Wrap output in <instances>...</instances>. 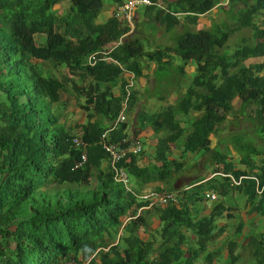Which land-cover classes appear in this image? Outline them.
<instances>
[{"label": "trees", "instance_id": "obj_1", "mask_svg": "<svg viewBox=\"0 0 264 264\" xmlns=\"http://www.w3.org/2000/svg\"><path fill=\"white\" fill-rule=\"evenodd\" d=\"M64 1L70 5L60 13L55 7ZM113 1L112 16L98 21L105 0H0V264H213L222 252L211 248L215 231L222 233L227 226L217 222L234 218L238 213L233 211L239 210L226 204L225 196L238 191L264 216V190L258 192L264 185V147L253 138L241 142L240 134H234L225 141L228 151L211 148V135L221 133L236 98L243 114L255 105V118H247L256 120L257 131L264 127V62H256L264 57V0H228L235 27L224 22L187 30L173 44L153 50L134 34L136 27L132 31L127 19L116 16L125 0ZM153 1L140 6L141 22L155 21L169 31L197 24L224 5V0ZM242 28L252 30L253 40L223 50ZM94 53L97 61L91 64L88 57ZM177 56L195 61L197 73L174 103L152 118L147 115L151 130L163 133L153 159L144 161L147 151L142 149L113 164L100 142L103 133L112 128L128 97L127 117L111 130L109 140L134 139L137 79L152 62L158 64L157 73L167 76L162 65ZM40 61L67 67V72L62 77L46 73ZM178 69L184 74L182 66ZM88 78L90 84H82ZM68 92L86 97L82 107L88 120L79 127L61 119L62 96ZM144 116L137 121L148 122ZM77 137L86 145L77 144ZM174 147L182 158L211 149L213 175L177 187L185 162L173 156ZM84 153L87 160L78 165ZM116 169L125 171L127 183L117 178ZM150 188L173 192L175 199L143 208L149 200L140 195ZM207 190L220 199L201 216ZM243 224L227 243L226 264H234L245 245L252 264H264V231L243 236ZM189 231L195 238L189 239Z\"/></svg>", "mask_w": 264, "mask_h": 264}, {"label": "rangeland", "instance_id": "obj_2", "mask_svg": "<svg viewBox=\"0 0 264 264\" xmlns=\"http://www.w3.org/2000/svg\"><path fill=\"white\" fill-rule=\"evenodd\" d=\"M106 4L108 6H105V12L104 15H100L98 18V21H105L107 18H109V12L112 9L111 5H115L113 0H105ZM70 5V1H64L61 4L57 5L55 8L60 12L63 13L65 12ZM229 5L227 0H224V5L223 8L220 6L219 8L213 10V12L210 14V16L206 19L203 18V25L204 28L208 27L211 29L217 24H223L224 22H228L231 26L235 27L237 25L236 21L231 18L230 13L228 12ZM103 13V12H102ZM113 13V11H112ZM133 20L132 22L136 30L134 34L138 35L143 42L144 46L146 49H156V48H162L166 45H171L175 42V38L182 32L190 30V31H197L203 25H196V24H184L176 26L172 30H167L165 28V25L158 27V22L155 21H138V19H142L139 13L136 11L134 13ZM142 14V13H141ZM261 19L264 18V16L260 15ZM119 19L124 20V18L121 16ZM138 23V24H137ZM134 27V28H135ZM244 39L247 40V42H251L253 40L252 38V30L250 28H242L238 31H235L231 34L230 40L227 43L226 47L224 49H229L231 51H234L239 44H243ZM152 41V43H151ZM195 63V61H191ZM256 62H264V57L257 58ZM142 63H145V61H142ZM179 64H182V59L180 56H177L175 59H173V62H167L162 65V72L164 74H168L167 76H162L159 74H156V68L158 64L152 62L151 67L148 68L146 67L145 69L148 71V80L146 81V85H142L139 80L137 81V84L135 86V90L138 92L139 97L137 102L135 103L133 110L131 112L132 116L136 117L137 112L141 109L143 110L142 112L139 111V114L144 115H149L151 118L155 114V112L160 111L162 108L168 106L169 104H172L176 101L178 96H180V93L184 92L190 82V77L188 76L183 77L181 74L178 73V66ZM39 67L46 71V73H50L52 75H59L63 76V73L67 72V67H55L54 62L49 61V62H43L40 61ZM158 77H167L168 79H162L158 80ZM160 82L162 81V86L159 84L154 83V81ZM177 80H180L179 84H174V81L177 82ZM81 84V82H80ZM82 84L89 85L90 84V79L85 80L82 82ZM72 82H70V88H71ZM172 87V88H171ZM73 90V89H72ZM117 91H119V87L116 88ZM171 90H173L171 92ZM175 90H178V92H174ZM74 91V90H73ZM159 96H162L160 98ZM85 95H72V93H64L62 96V103L64 105V109H61L62 113V120L65 122L72 123L75 127H79L80 124L86 122L88 120L87 112L85 109L82 107V105L85 104ZM240 106H241V100L239 98H236L233 102V110L228 112V119L222 124V131L221 133H218L217 135H211L213 138L211 142V148H215L217 145H219L218 150H226V146H228L225 141L230 139V137L234 134H240V141L241 142H247V139L253 138L255 139L254 142L256 145H260V147H264V127L260 129V132L255 129V125H257L256 120L253 119V121H250L247 116H252L251 114L254 113L255 111V105L251 104L249 105L246 109L247 112H244L243 114L240 111ZM129 115L128 117H131ZM150 117L147 118L146 123H142L140 121H135L134 123L136 127L133 129L131 135H135L139 137V135L143 132L146 133L147 135H153L154 138L149 137V143L143 142V150L147 151L146 155H143L144 161H151L153 158L151 157V154L153 151H155V146L158 144L160 137L163 135L161 134H155L151 130V126L149 124L150 122ZM255 118V116H252ZM183 120L186 119L185 116H182ZM135 119V118H134ZM80 130V128H77ZM134 137V136H133ZM141 137V136H140ZM236 151V150H235ZM234 150H232V154H235ZM212 155L213 151L210 149L208 152H206L204 155L200 153L196 154H186L185 158L179 156V150L178 148L174 147L173 151V156L178 157L180 160H184L185 165L183 169L180 171V176L179 179L177 180L176 184L177 187H185L187 184H190L194 180H196L199 176H206L210 175L212 173V170L214 168V163H212ZM239 157V155H238ZM256 159L257 157L260 158L261 155L255 156ZM237 159V158H236ZM209 164V165H208ZM170 185V184H169ZM151 189V188H150ZM233 195H229L228 198L223 200H231L232 197L237 201V199H240L241 197L246 198V196L238 194V191H235ZM256 200V199H255ZM233 203V202H232ZM228 204L230 206H240L237 202V205L234 204ZM257 205V203H256ZM239 207V208H240ZM256 207L255 205L251 206ZM238 208V209H239ZM240 210V209H239ZM238 211H233L235 213H239ZM242 211V210H240ZM243 216L244 213L242 212ZM255 218H247L250 220V224L248 225L250 228H254L255 231H263L264 230V216L262 215L261 212H257L254 214ZM155 216L152 215V222H154L153 227H158L159 223L158 220H156ZM255 219L257 222H255ZM226 220L229 222L231 219L226 218ZM226 220H223L224 222H227ZM231 222V227H229L230 231L233 232L232 224L233 220ZM256 223V224H255ZM143 227L140 228V233L144 238H147L148 233L143 232ZM227 230V227H226ZM226 230L222 233H219L216 235V237L212 240V246H217L219 248H222V252L215 257L213 264H226V259L227 258V243L230 240V237L233 236L231 233H226ZM189 235V239H193L194 234L191 233L190 231L187 233ZM244 245V244H243ZM239 255H238V260L234 262V264H252L254 262L253 256L251 255V252L248 248V246H240L238 249ZM222 255V257H221ZM204 262V261H202ZM201 264V263H200ZM208 262L206 261V263Z\"/></svg>", "mask_w": 264, "mask_h": 264}, {"label": "built area", "instance_id": "obj_3", "mask_svg": "<svg viewBox=\"0 0 264 264\" xmlns=\"http://www.w3.org/2000/svg\"><path fill=\"white\" fill-rule=\"evenodd\" d=\"M151 3H152L151 0H127L123 4H121L117 7V11H116L117 15L116 16L117 17L122 16L124 19H127V21H129L130 24L133 25V23H132L133 22V11L138 6L150 5ZM88 59H89V62L91 64L96 63L97 53L90 55L88 57ZM130 76L133 77L134 74L130 73ZM129 86H133L132 81H130ZM127 100H128V97L126 98V100L124 102L123 110L120 112L115 123L112 125V128H110V130H107L105 133H103L101 140H100L101 144L106 149V151H108L110 153L111 160H112L113 164H116L121 159H123L130 151H132L134 153H138L143 149V144H142V141L139 137H135L131 142H128V139H126V138H123L118 142H113V141L109 140V133L111 132V130H113L118 125V123L124 121L127 117L126 111H125L127 108ZM75 142L77 144L86 145V143L83 140H81L79 137L75 138ZM85 160H87L86 153L83 154L82 162H80L78 165H81ZM116 171H117L116 172L117 178L119 180H122L125 183H127L128 182V176L125 173V171L123 169H116ZM231 177L233 178V181L236 184L240 183V179L237 181L233 176H231ZM243 177H245V176H243ZM262 189H264V185L260 188L259 192H261ZM207 196L210 200H216L218 198V194L213 190L207 191ZM140 197L143 199L149 200V204L147 206L143 207V208H149L155 203H159V202L164 203L170 199H175V194L173 192H167V191L158 192L156 190H149L148 192L141 194Z\"/></svg>", "mask_w": 264, "mask_h": 264}, {"label": "crops", "instance_id": "obj_4", "mask_svg": "<svg viewBox=\"0 0 264 264\" xmlns=\"http://www.w3.org/2000/svg\"><path fill=\"white\" fill-rule=\"evenodd\" d=\"M106 6H108V5H106ZM112 6V9L110 10V12H109V17L110 16H112V11H114V9H115V5H111ZM106 8V7H105ZM105 10V9H104ZM102 11L101 13H100V15L102 14V15H104V13H106L105 11ZM136 11L139 13L138 15H140L141 17H142V19L140 20V19H138V21H142L143 20V18H144V14H143V11H142V9H141V7H138L136 10H135V13H136ZM142 13V14H141ZM100 17V16H99ZM198 21L200 22H198L196 25H203V18H199L198 19ZM203 27H204V25H203ZM185 61V60H184ZM183 60H182V68L184 69V71H182V72H184V74H182V73H180L183 77H190V79H192L195 75H196V73H197V70H196V62L195 63H193V62H191V61H185L186 62V64H185V62H184ZM181 65L179 64V66L178 67H180ZM179 70V69H178ZM144 72H145V76H143V77H140L139 79H137V81L139 80V82L142 84V85H146V81L148 80V78H146V77H148V71L144 68ZM126 74V77H127V75H128V73H125ZM156 74H159V73H157L156 72ZM160 75V74H159ZM163 76V75H162ZM158 77V76H157ZM188 79V78H187ZM155 80V79H154ZM136 81V82H137ZM180 80H177V82H175L174 81V84H179L180 82H179ZM154 83H156V84H159L160 86H162V81H161V83L160 82H156V80L154 81ZM172 88V87H171ZM173 90H171V92H172ZM174 92H176V91H174ZM140 111V110H139ZM139 111L137 112V114H136V117L134 116V120L137 122V118H138V116L139 117H141V115L142 114H144L142 111V109H141V111L140 112H142V114H140V115H138L139 114ZM143 116V115H142ZM145 118H148V116L146 115V116H144ZM139 121H140V119H139ZM135 122V123H136ZM135 123H134V121H133V129L136 127V125H135ZM132 136H134V138H135V136H136V132H135V135H132ZM141 136V137H140ZM149 137H151V138H154V136L153 135H147L146 133H141L140 135H139V138L141 139V141H142V143L143 142H146V143H149ZM149 139V140H148ZM213 175V173H211L210 175H206V179L207 178H209V177H211ZM149 190H153V189H149ZM148 190V191H149ZM147 191V192H148ZM207 191H209V190H207ZM216 192V191H215ZM217 193V192H216ZM218 194V193H217ZM219 195V194H218ZM234 197V196H233ZM231 198L232 199V201L231 200H225V202L226 203H228V204H231L232 202V204H234V205H237L236 204V202L239 204V205H241V207L239 208L240 210H242V211H240L239 210V213L238 214H236L235 215V217L234 218H232L231 220H233L234 222H233V224H232V228H233V230L234 231H236V228H237V225L240 223V221L241 222H243L244 224H243V226H242V235L243 236H245V235H247V234H249L252 230H254V228H250L248 225L250 224V220L249 219H247V218H255V216H254V214H256L257 213V207H251L248 203H247V198H244V197H241L240 199H237V201L234 199V198ZM226 198H228V196H225V199ZM218 199H220V197L218 196V198L216 199V200H218ZM216 200H207V202L206 203H201V213H200V215L201 216H204V215H207V214H210L211 213V211H212V208L214 207V204H215V201ZM242 212L244 213V216H243V214H242ZM223 220H226V217L225 216H223L222 218H220L219 220H218V222H217V226L218 227H221V226H224V225H226L227 224V230H226V233H234V231L233 232H231L230 231V229H229V227H231V220L228 222L227 220V222H224ZM255 222H257V220L255 219ZM226 223V224H225ZM256 224V223H255ZM264 231V230H263ZM220 233V229L219 228H217V230L215 231V237H216V235L217 234H219ZM214 237V238H215ZM212 244V243H211ZM212 247H214V246H212L211 245V248ZM202 261H204V260H201L200 262H199V264L201 263V264H204V263H206L205 261L204 262H202Z\"/></svg>", "mask_w": 264, "mask_h": 264}, {"label": "clouds", "instance_id": "obj_5", "mask_svg": "<svg viewBox=\"0 0 264 264\" xmlns=\"http://www.w3.org/2000/svg\"><path fill=\"white\" fill-rule=\"evenodd\" d=\"M125 1H127V0H125ZM151 1H152L151 4H153L154 1H153V0H151ZM227 2H228V0H227ZM151 4H150V5H151ZM156 4L159 5V3H156ZM223 4H224V2H223ZM141 6H143V5H141ZM138 7H140V6H138ZM138 7H137V8H138ZM115 8H116V6H115ZM137 8H136V9H137ZM136 9H135V10H136ZM215 9H217V8H215ZM215 9H214V10H215ZM135 10H134V13H135ZM133 17H134V14H133ZM124 20H125V19H124ZM133 22H134V20H133ZM189 24H192V23H189ZM181 25H182V24H181ZM198 25H199V24H198ZM182 26H183V25H182ZM131 27H132V31H133L135 25H134V24H133V25L131 24ZM206 28H208V27H206ZM182 33H183V32H182ZM180 34H181V33H180ZM228 42H229V41H228ZM228 42H227V43H228ZM225 47H226V46H225ZM181 59H182V58H181ZM182 60H183V59H182ZM183 61H184V60H183ZM184 62H185V61H184ZM180 65L183 66L182 64H180ZM181 66H180V67H181ZM122 122H123V121H122ZM142 144H143V143H142ZM252 178H254V179H256V181H258V183H256V184H257V188H258L259 185H260V184H259V180H258V178H257L255 175H253ZM259 190H260V189H259ZM259 190H258V192H259ZM263 190H264V189H262V191H263ZM262 191H261V192H262ZM261 192H259V193H261Z\"/></svg>", "mask_w": 264, "mask_h": 264}]
</instances>
